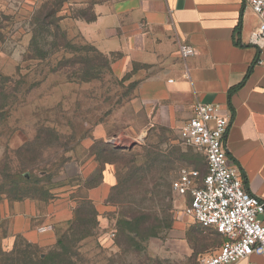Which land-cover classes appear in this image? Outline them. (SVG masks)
Listing matches in <instances>:
<instances>
[{
    "label": "rangeland",
    "instance_id": "374dc122",
    "mask_svg": "<svg viewBox=\"0 0 264 264\" xmlns=\"http://www.w3.org/2000/svg\"><path fill=\"white\" fill-rule=\"evenodd\" d=\"M50 10L70 47L54 48L39 30ZM0 14V264L3 252L23 255L24 241L37 246L29 252L46 254L61 236L71 264H202L222 239L184 216L185 201L169 187L183 168L205 172V157L184 146L177 129L147 126L132 108L145 68L121 54H100L87 41L77 23H93V0H0ZM105 145L119 156L109 157ZM146 154L160 160L147 181H165L161 201L127 186L130 160L136 156L140 166ZM26 195L36 201L32 226L54 224L33 240L12 234L17 204L31 200L18 198ZM84 201L96 211L92 236L80 239L77 230L71 237L66 223ZM127 219L131 225L121 230Z\"/></svg>",
    "mask_w": 264,
    "mask_h": 264
},
{
    "label": "crops",
    "instance_id": "0c3cea01",
    "mask_svg": "<svg viewBox=\"0 0 264 264\" xmlns=\"http://www.w3.org/2000/svg\"><path fill=\"white\" fill-rule=\"evenodd\" d=\"M77 25L100 54H121L145 68L131 106L147 126L179 131L196 104L218 106L230 120L224 138L229 164L239 170L245 191L264 203V44L252 41L258 18L245 0H93V23ZM181 45L194 55L182 60ZM35 202L17 204L13 235L33 240L53 229L32 226L39 221ZM258 219L264 225V213ZM233 264L264 261L251 255Z\"/></svg>",
    "mask_w": 264,
    "mask_h": 264
},
{
    "label": "built area",
    "instance_id": "2783aa9c",
    "mask_svg": "<svg viewBox=\"0 0 264 264\" xmlns=\"http://www.w3.org/2000/svg\"><path fill=\"white\" fill-rule=\"evenodd\" d=\"M245 1L258 18L252 41L261 46L264 0ZM179 55L185 60L194 55V50L181 45ZM260 64L264 68V63ZM229 125L230 120L220 114L218 106L198 103L178 131L184 146L197 148L204 155L206 171L201 174L181 169L170 185L171 191L184 198V216L213 229L222 238L215 253L202 264H233L251 255L264 261V225L258 219L264 213V203L245 191L239 170L229 164L224 146Z\"/></svg>",
    "mask_w": 264,
    "mask_h": 264
},
{
    "label": "trees",
    "instance_id": "16d2710c",
    "mask_svg": "<svg viewBox=\"0 0 264 264\" xmlns=\"http://www.w3.org/2000/svg\"><path fill=\"white\" fill-rule=\"evenodd\" d=\"M39 12L41 16L42 11H39ZM56 14L57 12L53 10H50L47 14H45L41 22H39L41 25V28L39 30L41 31L44 30V32L48 33V35L53 39L52 46L54 48L61 47L65 49V47H70V44L67 41L65 32L61 30L59 26V22L61 21V18L56 17ZM1 21H6V18H4V16L0 14V38H1V31L4 29L1 24ZM90 21H93V19ZM32 34L33 36L30 41V45L31 47H34L36 46V40H35L36 34H34V32H32ZM105 147H106V151L109 157L116 158L117 156H119L118 153L120 152L116 150L115 148H111L109 145H105ZM133 158H134V161H133ZM133 158L130 160V165L133 167L130 169L129 181H128L127 186H130L132 183H135L137 187L142 186L140 189L142 195L144 196L149 195L150 197H153V198L154 196L157 195L160 197L159 201H161V196H165L161 189L165 188V186L167 187V184L165 183V181L160 178L159 181L161 182V184H159V182L156 183L158 178L154 179L153 177H151L150 180L147 181L148 177H150L151 171H153L152 169L155 167V164L160 162L159 157H157L155 154H149V156L148 154H146L144 156V159L146 161L140 166H136V164H134L136 162L135 161L136 156H134ZM112 161L113 160H108L105 163H113ZM204 173L205 172H203L202 174ZM148 184L150 185L152 184V187L149 188L147 186ZM169 189L171 188L169 187ZM30 197L31 196L26 195L18 199L19 201H21L22 199H31ZM136 204H133V205L141 209L145 207L143 206V203L142 204L138 203L137 205ZM95 217H96V211L92 204L86 201L82 202L81 204L79 203V206L75 207L73 210L72 220L69 223L68 222L66 223L67 225L66 233L70 234L71 237H74V235L76 234V231L78 230V231H81V234H79L80 239L91 237L92 231H93V218L95 219ZM148 219H149L148 216L144 217L141 223L142 224L146 223ZM131 220L132 219L130 220L127 219V222H119V227H121V230L124 224L127 227L131 225L130 224ZM61 237H59V240L56 246L46 254H42L39 250H37V254L29 252V250H31L32 248H36L37 246L24 241L23 247L27 251L21 256H19L21 251L20 252L19 251L3 252V255L5 256V258L1 261V264H71V262L69 261V255H70L69 250L67 246L60 239ZM16 238H21V237L16 236ZM200 241H204V242L208 241L210 243L211 239L202 237L200 238Z\"/></svg>",
    "mask_w": 264,
    "mask_h": 264
}]
</instances>
